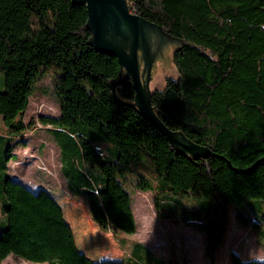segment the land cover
Segmentation results:
<instances>
[{"label": "trees", "instance_id": "16d2710c", "mask_svg": "<svg viewBox=\"0 0 264 264\" xmlns=\"http://www.w3.org/2000/svg\"><path fill=\"white\" fill-rule=\"evenodd\" d=\"M126 2L132 13L186 41L173 51L178 76L151 91V104L168 129L210 155L179 152L135 107L114 100L110 81L120 77V66L89 44L84 6L0 0V120L6 129L0 132V264L9 255L47 264H162L141 242L120 262L90 259L52 194L8 174L14 142L33 125L22 116L51 67L60 74L59 113L39 120L59 147L67 190L84 197L101 229L136 232L122 183L134 173L135 187L152 192L159 218L205 234L206 264H216L230 204H248L251 216L238 210L236 219L264 237V0ZM116 93L128 103L135 94L130 83ZM145 162L153 166L151 177L138 170ZM230 264L257 261L233 253Z\"/></svg>", "mask_w": 264, "mask_h": 264}, {"label": "rangeland", "instance_id": "374dc122", "mask_svg": "<svg viewBox=\"0 0 264 264\" xmlns=\"http://www.w3.org/2000/svg\"><path fill=\"white\" fill-rule=\"evenodd\" d=\"M59 75L57 68L51 67L36 83L22 116L24 123L32 121L33 125L14 142L15 157L8 161V174L15 180H21L34 191L44 189L52 194L74 232L78 248L90 259L123 260L128 255L130 245L133 242H141L150 250L154 262L206 264L205 234L183 223L159 218L153 206L152 192L135 187L138 178L136 174L128 173L122 180L132 200L136 221V232L133 235L114 234L111 230L101 229L92 219L84 197L74 196L67 190L61 171L59 147L50 136L48 131L50 127L42 125L39 120V116H57L59 113V101L55 94V84ZM1 78L0 73V80ZM167 78L171 77L164 76L165 83ZM0 132H6L1 120ZM138 168L147 177H151L153 168L151 163L145 162V165L141 164ZM182 203L188 207L195 204L193 200L187 199H183ZM227 208L224 232L215 251V263L230 264V256L233 253L244 260L264 255V237L250 223L239 222L235 216L238 210L251 216L248 204L240 206L230 204ZM1 264L47 263L29 262L9 255Z\"/></svg>", "mask_w": 264, "mask_h": 264}, {"label": "water", "instance_id": "95a60500", "mask_svg": "<svg viewBox=\"0 0 264 264\" xmlns=\"http://www.w3.org/2000/svg\"><path fill=\"white\" fill-rule=\"evenodd\" d=\"M71 2L86 9V25L91 33L89 44L100 54L117 59L120 77L110 81L114 100L119 104L135 107L179 152L194 157L210 155L208 148L191 142L181 131L168 129L151 104V91L155 87L162 89L165 86L164 76H178L172 51L185 45L186 41L165 32L160 25L132 13L126 0ZM125 83H130L135 93L131 103L123 101L116 93V88ZM16 182L28 186L21 180Z\"/></svg>", "mask_w": 264, "mask_h": 264}, {"label": "clouds", "instance_id": "9594fccd", "mask_svg": "<svg viewBox=\"0 0 264 264\" xmlns=\"http://www.w3.org/2000/svg\"><path fill=\"white\" fill-rule=\"evenodd\" d=\"M257 264H264V255L255 257Z\"/></svg>", "mask_w": 264, "mask_h": 264}]
</instances>
